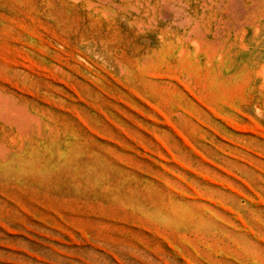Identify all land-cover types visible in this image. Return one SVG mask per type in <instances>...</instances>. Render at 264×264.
Wrapping results in <instances>:
<instances>
[{"label": "rangeland", "instance_id": "374dc122", "mask_svg": "<svg viewBox=\"0 0 264 264\" xmlns=\"http://www.w3.org/2000/svg\"><path fill=\"white\" fill-rule=\"evenodd\" d=\"M0 264H264V0H0Z\"/></svg>", "mask_w": 264, "mask_h": 264}, {"label": "bare ground", "instance_id": "6f19581e", "mask_svg": "<svg viewBox=\"0 0 264 264\" xmlns=\"http://www.w3.org/2000/svg\"><path fill=\"white\" fill-rule=\"evenodd\" d=\"M7 117V116H6ZM17 128V127H16ZM21 131V130H20ZM21 133H23V132H21Z\"/></svg>", "mask_w": 264, "mask_h": 264}]
</instances>
